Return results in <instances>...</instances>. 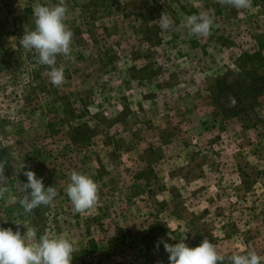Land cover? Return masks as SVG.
Returning a JSON list of instances; mask_svg holds the SVG:
<instances>
[{
	"label": "rangeland",
	"instance_id": "374dc122",
	"mask_svg": "<svg viewBox=\"0 0 264 264\" xmlns=\"http://www.w3.org/2000/svg\"><path fill=\"white\" fill-rule=\"evenodd\" d=\"M59 2L0 0V227L65 236L71 264H169L163 242L205 238L264 264V0H65L74 36L57 87L20 38L35 5ZM200 13L206 37L184 27ZM29 170L59 193L31 213ZM73 170L99 185L83 214L64 191Z\"/></svg>",
	"mask_w": 264,
	"mask_h": 264
},
{
	"label": "clouds",
	"instance_id": "9594fccd",
	"mask_svg": "<svg viewBox=\"0 0 264 264\" xmlns=\"http://www.w3.org/2000/svg\"><path fill=\"white\" fill-rule=\"evenodd\" d=\"M221 5H230L236 9H248L252 0H218ZM68 12L65 0L52 7L37 4L33 7L35 30L24 32L20 44L26 51L35 50L38 62L47 65L50 81L59 87L65 82L64 68L56 67L57 55L71 58V44L74 33L66 25ZM160 27L168 29L172 25L169 16L162 13L159 19ZM213 19L206 13L193 14L185 18L184 27L189 29V35L209 36ZM27 183L23 184L25 195L19 203L24 211L31 213L41 205H50L59 195L56 188H45L43 178H37L34 171H25ZM6 177L0 169V184ZM30 189V192L28 191ZM6 189L0 188V197ZM76 213L83 214L99 203V185L89 176L73 170L70 183L65 188ZM22 225L20 222H14ZM163 242V241H161ZM164 243V249L169 253V264H261L262 258L250 250L245 254H232L228 257L218 253L215 244L205 238L194 248L181 240L175 245ZM75 248L73 243L63 235L50 236L43 233L37 239V230L28 228L22 236L19 229L0 227V264H71Z\"/></svg>",
	"mask_w": 264,
	"mask_h": 264
},
{
	"label": "trees",
	"instance_id": "16d2710c",
	"mask_svg": "<svg viewBox=\"0 0 264 264\" xmlns=\"http://www.w3.org/2000/svg\"><path fill=\"white\" fill-rule=\"evenodd\" d=\"M8 151L5 149V148H0V162L2 163V164H4V166L7 168V164H8ZM34 228H35V226H34ZM41 234H43V232L42 233H40V232H37V237L39 238V236L41 235Z\"/></svg>",
	"mask_w": 264,
	"mask_h": 264
}]
</instances>
